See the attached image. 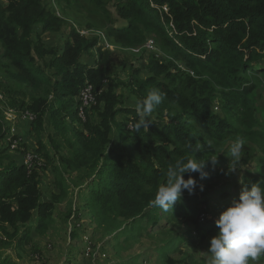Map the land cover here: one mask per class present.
<instances>
[{
  "label": "trees",
  "instance_id": "trees-1",
  "mask_svg": "<svg viewBox=\"0 0 264 264\" xmlns=\"http://www.w3.org/2000/svg\"><path fill=\"white\" fill-rule=\"evenodd\" d=\"M73 1L84 2L80 8L87 27L103 29L104 39L112 45L143 48L148 39L155 41L163 55L154 54L143 67L132 68L126 85L137 99L152 89L160 90L164 99L151 123L137 131L135 109L120 106L118 83L109 74L111 51L100 37L81 35L73 28V41L47 60L50 53L40 35L33 37L34 28L41 25L42 33L59 31L65 18L52 13L44 0H0V59L11 87H16L11 92L19 97L11 103L13 112L35 117L31 132L48 160L51 150L43 140L46 119L61 133L70 151L61 159L63 171L84 185L79 190L95 223L117 230L118 239L139 235L144 225L162 227L164 213L171 220L187 219L186 235L167 239L164 234L157 247L166 264L184 263L170 253H180L179 245L185 241L204 243L218 231L204 205L215 201L213 207L225 210L243 186L262 182L264 187V117H259L264 105L256 98V91L264 88V0L119 1L121 28L114 26L111 0ZM86 85L93 87L96 102L82 119L78 111ZM122 113H128L133 123L129 134L117 120ZM114 128L121 136L112 145ZM70 132L73 135L67 137ZM6 136L0 118V141ZM238 139L262 152L252 181L216 189L214 199H208L211 193L204 200L198 195L181 197L168 211L154 206L170 165L185 157L213 159L205 168L208 179L219 174V167L232 164L224 146ZM220 151L225 153L219 155ZM40 168L4 164L0 150V230L6 233L7 244L28 242L29 233L18 235L19 229L33 220L35 212L39 225L44 224L62 201V195L42 201ZM189 175L200 178L198 173L184 178ZM118 224L124 226L118 229Z\"/></svg>",
  "mask_w": 264,
  "mask_h": 264
},
{
  "label": "rangeland",
  "instance_id": "rangeland-1",
  "mask_svg": "<svg viewBox=\"0 0 264 264\" xmlns=\"http://www.w3.org/2000/svg\"><path fill=\"white\" fill-rule=\"evenodd\" d=\"M70 1L44 0L51 12L62 16L66 22L59 31L45 33H42V26L37 25L34 28L33 37L41 36L45 48L50 53L47 60L56 53H62L66 44L73 41L71 37L73 28L81 35L92 38L100 37L103 45L108 46L111 51L109 74L118 83L120 106L135 109L133 106L135 96L126 85L131 78V70L146 65L154 54L163 55L162 51L152 38L148 39V41H154L151 49L146 47L148 41L143 48L126 49L119 45H112L104 39L103 29L93 30L87 27L86 13L80 8L84 2L77 4L76 1ZM119 1L125 0H111L108 6L116 28L124 25L117 8ZM93 54L96 55V52L93 51ZM5 71L6 68L2 66L0 59V118H3L7 130L6 139L0 141L3 162L4 164L41 166L39 170L42 180V201H53V195H62V201L55 204L52 217L45 220L44 224L39 225V216L35 212L33 220L19 229L18 235L24 232L29 233V241L23 245L16 242L12 245L7 244L5 241L7 235L0 230V264H166L157 251L160 239L165 238L164 234L167 239L171 236L183 237L190 229V224H186L189 221L184 217L171 220L168 214L164 213L161 221L162 227L151 228L144 225L139 235L131 238L123 236L120 239L117 238V230H109V226L99 227L85 206L84 194L79 190L84 185H79L80 182L74 174L65 173L62 169V157L70 155L65 138L46 119L43 140L51 150V160H48L39 150L37 141L31 132L35 117L30 120L24 118L23 113L12 112L15 109L11 107V103L19 97L11 92L16 87H11L12 81ZM256 98L261 105H264L263 87L256 91ZM78 114L81 116L80 108ZM151 116L154 114L152 113ZM259 117H264V114L260 113ZM129 119L128 113H122L117 118L118 121L124 123L122 130L125 134H129V131L133 129V123ZM74 124L80 126L77 121ZM71 135H73L72 132L67 137ZM120 136V131L114 128L112 145L119 141ZM10 141L14 142L13 147ZM53 142L57 143L58 147ZM232 145L228 142L224 148L229 150ZM224 153L220 151L219 155ZM260 155L262 152L257 145L247 142L241 150L239 162L227 164L225 168L219 167V174L212 175L208 179H196L197 187L194 192L189 194L184 191L181 197L190 198L198 195L203 199L211 193L208 199H214L217 197L214 191L226 187L229 183L238 181L240 186H243L246 181H252V176L257 174ZM232 167L237 170L229 171ZM200 185L203 186V191L200 190ZM230 192L234 196L237 195V191L233 189ZM214 203L215 201H212L209 203L210 207L204 205L202 209L209 215L210 220L215 221L223 210L213 207ZM123 226L118 224L117 228L120 229ZM7 230L13 231L10 227H7ZM212 236L214 235L208 236L204 243L198 245H191L188 241L182 242L179 245L181 252L170 253V255L177 260L184 259V263L181 262V264H208L209 257L206 252ZM252 264H264V256Z\"/></svg>",
  "mask_w": 264,
  "mask_h": 264
},
{
  "label": "clouds",
  "instance_id": "clouds-1",
  "mask_svg": "<svg viewBox=\"0 0 264 264\" xmlns=\"http://www.w3.org/2000/svg\"><path fill=\"white\" fill-rule=\"evenodd\" d=\"M163 99L164 94L158 89L148 91L141 99L133 98L139 118L135 124L137 131L151 123V114ZM243 144V139H238L230 147L227 155L230 163L240 161ZM210 160L215 161L185 157L170 165L165 182L156 190L154 206L168 211L184 191L192 194L197 180L192 175L185 179V174L198 173L201 179L206 178L205 168ZM236 170L235 167L229 169L231 172ZM261 185L262 182H257L250 188L243 186L238 199L219 214L215 220L218 231L210 238L206 252L208 264H250L264 256V187ZM200 190L203 191L202 185Z\"/></svg>",
  "mask_w": 264,
  "mask_h": 264
},
{
  "label": "built area",
  "instance_id": "built-area-1",
  "mask_svg": "<svg viewBox=\"0 0 264 264\" xmlns=\"http://www.w3.org/2000/svg\"><path fill=\"white\" fill-rule=\"evenodd\" d=\"M165 9L167 11V8H165ZM153 43H154V41H152V40L148 41L147 44H146V47L148 49L153 48ZM80 101H81L82 105L80 106V114H81V116L79 115V117H81L82 119H85L86 110L88 108H90L93 103L96 102V95H95L94 89H93V87L91 85H86L83 88V90L81 92V95H80ZM12 112H13V110H12ZM28 116H29L30 120H33L34 116L32 114H28ZM14 145L15 144H12V147Z\"/></svg>",
  "mask_w": 264,
  "mask_h": 264
}]
</instances>
